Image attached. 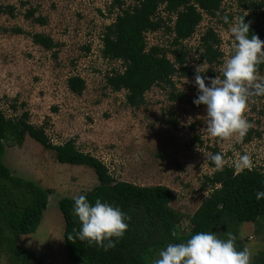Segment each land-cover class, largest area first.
<instances>
[{"label":"rangeland","instance_id":"1","mask_svg":"<svg viewBox=\"0 0 264 264\" xmlns=\"http://www.w3.org/2000/svg\"><path fill=\"white\" fill-rule=\"evenodd\" d=\"M136 0H124L125 7ZM111 0H0V106L6 118L26 121L43 129L53 145L69 140L107 168L116 181L137 186H165L175 195L170 207L184 216L182 226L208 196L205 177L214 169L206 159L213 150L222 152L225 165L232 166L239 154L253 158V168H264V96H250L245 115L253 130L251 140L240 141L238 133L229 138L209 134L206 106H195V70L200 65L204 76L211 70L223 78L226 60L235 41L230 26L247 11L236 0H223L214 17L204 16L195 34L183 42L189 51L192 78H173L174 87L153 86L145 93L139 108L130 107L126 92L106 86L107 76L124 70L120 61L102 57V36L118 10L110 12ZM159 13H162V7ZM44 18V25L26 18ZM227 14L232 20L225 24ZM220 38L223 56L219 64L200 60L199 40L207 29ZM20 29L17 34L13 30ZM264 34V26L261 27ZM41 33L56 43L52 51L35 45L31 35ZM147 46L168 48L171 36L164 30L145 35ZM264 40V37H263ZM169 58L171 56L169 55ZM264 64V63H263ZM264 76V67L259 71ZM80 77L85 82L81 95L69 91L67 80ZM210 83L206 79V84ZM184 96L171 101V93ZM247 132V133H248ZM257 133L260 136H257ZM7 141L3 163L16 177L38 183L50 190L49 203L34 233L21 235L18 244L33 254L30 264H68L63 241V218L57 207L60 198L85 194L97 184L93 169L58 163L52 150L42 148L25 137L21 146ZM252 261L264 260V218L240 226ZM154 253L152 261L159 258ZM263 254V255H261ZM0 264H10L5 252Z\"/></svg>","mask_w":264,"mask_h":264},{"label":"trees","instance_id":"2","mask_svg":"<svg viewBox=\"0 0 264 264\" xmlns=\"http://www.w3.org/2000/svg\"><path fill=\"white\" fill-rule=\"evenodd\" d=\"M236 1L247 11L239 18L245 16V20L250 22V35L255 33L263 40L264 0ZM222 2L136 0L134 5L125 7L124 0H111L110 12L118 10V13L104 29L101 55L108 60L120 61L124 70L107 76L106 86L115 92L125 91L127 104L139 108L145 102V93L153 86L173 88L175 76L192 78L194 70L188 64L190 51L183 46V42L195 34L205 15L214 17L220 11ZM161 7L164 16L159 13ZM33 15L34 12L29 11L26 18H33ZM231 20L229 16V22ZM33 22L46 23L41 17L33 18ZM160 30L171 36L169 47L148 48L145 35ZM13 31L17 34L22 32L20 29ZM31 39L35 45L47 51L56 47L52 38L41 33L31 35ZM199 41L200 60L210 66L219 64L223 54L219 49L220 38L214 30L207 29ZM263 67L261 63L259 71ZM207 75L215 77L216 73L209 70ZM67 86L73 94L81 95L85 82L75 76L67 80ZM183 96L180 92L171 93L169 99L176 101ZM202 105L195 104L197 107ZM22 117L8 119L0 106V253L3 251L7 254L10 264H30V257L34 255L24 251L18 244V238L36 231L49 203L50 190L14 176L3 163L7 141H11V145L21 146L26 136L42 148L54 151L58 163L93 169L98 184L84 194L87 199L92 203L97 198L110 202L131 217L125 235L115 247L105 250L75 236L81 222L72 211L74 200L60 198L57 207L63 218V241L68 264H152L154 253L168 243L185 242L198 231L216 232L221 238H227L226 232L231 231L237 237L236 247L243 249L246 246L240 235V226L264 218V198L259 201L255 198V191L264 189L263 167L242 172H237L232 166L217 170L214 162L209 160L208 164L214 171L205 177L203 188L208 189V196L188 218L189 225L185 229L181 225L184 216L170 207L175 195L169 188L116 181L101 161L78 150L72 140L53 145L43 129L26 121L27 114ZM252 133L253 130L248 132L243 142H249ZM257 136L260 134L257 133ZM251 264H264V260H251Z\"/></svg>","mask_w":264,"mask_h":264},{"label":"clouds","instance_id":"3","mask_svg":"<svg viewBox=\"0 0 264 264\" xmlns=\"http://www.w3.org/2000/svg\"><path fill=\"white\" fill-rule=\"evenodd\" d=\"M222 19L229 23L227 14ZM230 32L235 44L232 55L225 62L223 78L204 76L198 65L194 81L198 92L193 103L206 106L205 122L209 134L229 138L238 133L242 141L252 127L245 115L249 97L264 96V76L259 74V65L264 63V40L255 33L250 35V22L245 16L230 26ZM206 79L210 83L206 84ZM206 159L214 162L217 170H223L226 161L222 152L209 153ZM253 163L251 154L244 152L233 161L232 167L242 172L251 170ZM255 198L257 201L264 198V189H257ZM73 200L72 211L81 222L75 236L105 250L115 247L129 228V214L100 198L92 203L86 195L80 194ZM226 236L221 238L212 231L195 232L185 242L168 243L152 264H251V248L238 249L237 237L231 231H227Z\"/></svg>","mask_w":264,"mask_h":264}]
</instances>
